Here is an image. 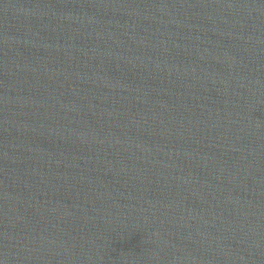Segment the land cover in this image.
<instances>
[{"label": "water", "instance_id": "obj_1", "mask_svg": "<svg viewBox=\"0 0 264 264\" xmlns=\"http://www.w3.org/2000/svg\"><path fill=\"white\" fill-rule=\"evenodd\" d=\"M0 264H264V0H0Z\"/></svg>", "mask_w": 264, "mask_h": 264}]
</instances>
